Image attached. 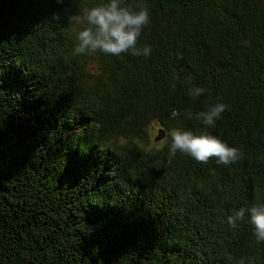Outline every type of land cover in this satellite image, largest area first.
<instances>
[{"label": "trees", "instance_id": "16d2710c", "mask_svg": "<svg viewBox=\"0 0 264 264\" xmlns=\"http://www.w3.org/2000/svg\"><path fill=\"white\" fill-rule=\"evenodd\" d=\"M100 2L0 0V264H264L227 223L264 202V0H143L148 57L74 56L67 17ZM217 102L242 158L170 153Z\"/></svg>", "mask_w": 264, "mask_h": 264}, {"label": "clouds", "instance_id": "9594fccd", "mask_svg": "<svg viewBox=\"0 0 264 264\" xmlns=\"http://www.w3.org/2000/svg\"><path fill=\"white\" fill-rule=\"evenodd\" d=\"M62 2V0H59ZM55 21H60L58 13L53 15ZM68 23L78 25L75 33V46L72 54L92 55L101 52L105 55L120 56L130 53L133 56L148 57L151 46L145 43L138 46V39L146 26L151 23L149 6L143 0L135 4L125 3V0H103L91 5L79 14L67 17ZM208 91L205 87L194 86L188 90L193 98L204 95ZM230 109V105L217 102L206 110L196 114V119L205 126V130L194 132L192 130L177 129L171 133L169 152L173 155L182 152L193 157L197 162L208 163L216 158L218 164L230 165L242 158L239 148L229 146L225 141L207 131L214 127L222 114ZM181 115L179 109H173L171 116L177 118ZM190 118L191 111L187 113ZM249 215V222L253 225L257 242H264V202H258L250 208H240L227 218L230 227L236 228L238 222L245 215Z\"/></svg>", "mask_w": 264, "mask_h": 264}, {"label": "water", "instance_id": "95a60500", "mask_svg": "<svg viewBox=\"0 0 264 264\" xmlns=\"http://www.w3.org/2000/svg\"><path fill=\"white\" fill-rule=\"evenodd\" d=\"M164 136H165L164 132H162V131H158V134H157L156 137L154 138V141H155V142H156V141H160V140H162V139L164 138Z\"/></svg>", "mask_w": 264, "mask_h": 264}, {"label": "rangeland", "instance_id": "374dc122", "mask_svg": "<svg viewBox=\"0 0 264 264\" xmlns=\"http://www.w3.org/2000/svg\"><path fill=\"white\" fill-rule=\"evenodd\" d=\"M155 131V130H154ZM155 134H156V132H155ZM154 135V132L151 134V137ZM159 142L157 141V142H153V144H155V145H157Z\"/></svg>", "mask_w": 264, "mask_h": 264}]
</instances>
